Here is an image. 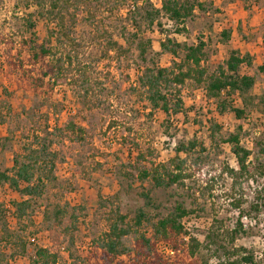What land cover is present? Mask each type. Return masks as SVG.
I'll return each instance as SVG.
<instances>
[{
	"label": "rangeland",
	"instance_id": "374dc122",
	"mask_svg": "<svg viewBox=\"0 0 264 264\" xmlns=\"http://www.w3.org/2000/svg\"><path fill=\"white\" fill-rule=\"evenodd\" d=\"M68 1L62 15L57 11L55 21H38L35 31L39 44L52 43L46 64L66 68V81L55 85L57 72L44 77V64L31 63L23 45L29 34L21 13L12 18L14 0H0L4 27L0 34V171L13 170L15 155L25 162L32 144L37 148L52 142L50 150L58 156L52 171L49 165L40 168L36 176L43 178L45 191L22 208V218L15 204L28 198L8 185L0 187V264H33L39 248L57 255L58 264H109L107 235L120 217L126 218L120 226L131 233L122 239V254L112 264H132L136 239L144 236L155 246V225L178 205L194 214L182 222L199 247L192 256L184 242L181 254L172 261L163 259L165 263L227 264L225 251H237L239 261L253 256L252 264H264V210L258 215L249 211L257 195L264 199V177L233 189L226 172L235 168L231 146L210 139L214 124L222 127L221 138L237 133L242 124L241 144L251 150L264 125V75L259 71L264 55V0H200L208 5L212 1L214 8L188 20L186 33H177L165 18L160 20L163 33L157 28L144 33L155 53L167 36L188 45L203 40L209 74L232 52L250 56L252 66H243L241 74L252 76L256 83L248 97L252 109L242 122L230 111L220 116L204 88L182 90L184 106L179 115L153 111L139 88V78L152 63H142L136 45L125 41L135 33L142 14L135 11L129 17L135 0ZM138 1L147 8V3L155 9L162 6V0ZM223 30L232 33L229 43L221 41ZM155 63L168 68L171 58L163 56ZM234 101L243 107L241 97ZM71 121L82 135L63 131ZM180 142L196 143L193 151L182 155L189 179L170 188L139 179L138 172L152 164H168ZM145 193L152 207H146ZM238 199L240 209L234 207ZM141 209L147 219L136 227ZM57 211H63L59 218ZM243 217L247 219L242 222ZM239 221L244 233L232 242Z\"/></svg>",
	"mask_w": 264,
	"mask_h": 264
},
{
	"label": "trees",
	"instance_id": "16d2710c",
	"mask_svg": "<svg viewBox=\"0 0 264 264\" xmlns=\"http://www.w3.org/2000/svg\"><path fill=\"white\" fill-rule=\"evenodd\" d=\"M69 3L70 1L68 0H14L12 8V18L19 16V13H21L20 20L24 22L26 33L29 34V37L23 40V45L29 51L31 63L36 66L40 65L39 67L44 64V77H52L57 72L59 76L56 77L55 85L66 81L64 71L66 68L63 65L46 64V58L51 56L53 52L52 43L48 40L39 44L35 31L38 21L46 19L55 21V13L58 11L57 15H62L63 10L67 9ZM46 5L48 9H46ZM146 5H149V8L140 6L139 1L135 0L133 10H129V17L135 11L136 13L142 11V14L140 15V22H135V33H130L131 35L126 37L125 41L129 45H136V50L142 63L146 64L149 61L152 63V67L147 68L139 78V88L147 95L152 110L162 112L167 117L172 114L179 115L183 111L184 106L181 95L182 90L187 87L204 88L206 97L215 102L216 110L220 116H224L230 111L237 120L240 122L244 121L247 112L252 109L249 107L248 97L256 83L252 76L241 74L243 66H252V58L250 56H241L237 52H232L229 58L218 67L216 72L209 74L205 65L207 44L203 40L200 39L196 45H188L177 43L167 36L166 40L161 43V51L155 53L152 48V40L144 37L146 31H152L154 28H157L161 33L165 31L160 22L162 18L172 23L177 33H186L187 21L193 19L198 12L200 14H209L208 7H213L212 1L208 5L207 2H201L200 0H162L160 9H155L148 3ZM214 12L217 14L221 13L219 10ZM144 25L145 28L143 29ZM3 30L4 27L0 25V34H2ZM63 34L68 38L67 33L63 32ZM231 37L232 33L229 30H223L220 34L221 41L224 43H229ZM119 48L122 50L121 47ZM148 55H151L150 60ZM163 56L171 58L170 67L162 68L155 63V59L159 60ZM259 71L264 75V55ZM33 81L37 84V80ZM238 97L242 99V108L234 105V100ZM260 129L259 136L253 140V149L250 150L241 144V133L244 130V125H239L237 133L230 135L228 138H221L222 127L217 124H214L211 128L210 139L214 144L220 142L231 146L235 168L228 167L226 172L233 181V189H236L238 184L244 181L254 183L257 177H264V163L261 161L264 158V125ZM63 131L74 134L77 132L81 135L83 133L82 129L77 128L72 121L65 126ZM37 139L40 140V138ZM78 139L81 140L83 138L78 136ZM201 146L203 147L202 144ZM51 147L52 142L40 144L37 148H34V144H32L30 149L27 150L30 156L25 162H21L19 156L15 155L13 170L0 171V187L8 185L10 190L17 192L23 198H28L15 204L19 212V218L24 215L22 208H26L31 200L40 197L45 191L46 186L43 178L36 175L40 172L41 167H48L49 165L50 171L55 168L58 156L50 150ZM195 147V142H190L188 145L181 142L178 143L175 148V155L168 164H152L149 170L138 172L139 179H151L156 187L165 188L184 183L186 179L191 177V174L186 173L184 168L185 161L182 160V155L190 153ZM142 197L145 200L146 207L153 206L152 199L148 194H142ZM234 202L235 208L240 209L242 207L240 199ZM262 210H264V199L259 194L254 202L250 204L249 211L258 215ZM245 213L243 212L242 214ZM62 214L63 211L55 212L56 218L61 217ZM193 215L192 211H188L183 206L178 205L174 212L158 220L155 225L154 230L157 242L165 241L175 249L182 247L184 245V236L189 234L185 231L182 220ZM125 219V217H120L111 226L107 235L108 242L105 259L109 264L116 261L117 257L122 254V251L119 250L122 246V239L131 233L130 228L120 226V224L123 225L125 223ZM146 219V214L141 209L136 216V227H141ZM237 227L238 230L233 232L232 242L238 239L240 232L244 233L240 221ZM135 243L137 251L132 264H145L146 262L149 264H168L157 254L156 247L151 244L150 240L144 236L137 238ZM189 246L191 248L190 253L194 256L199 247L198 242L191 237ZM237 253V251L233 253L225 251L227 264L254 263L253 256H247L239 261L236 258ZM57 261V255L51 254L47 249L39 248L36 251L33 264H58Z\"/></svg>",
	"mask_w": 264,
	"mask_h": 264
},
{
	"label": "built area",
	"instance_id": "2783aa9c",
	"mask_svg": "<svg viewBox=\"0 0 264 264\" xmlns=\"http://www.w3.org/2000/svg\"><path fill=\"white\" fill-rule=\"evenodd\" d=\"M234 162V160H233ZM246 217L242 218V222L244 220H246ZM185 220V219H184ZM182 220V221H184ZM182 225L184 226V222H182ZM185 231H187L189 234L184 236V242L189 244L190 239H191V230L184 227ZM36 240L33 239L32 242H35ZM156 247V252L159 256H161L163 259L168 260V261H172L174 260L178 255L181 254V249H175L174 247L171 246V244L165 242V241H158L155 245ZM62 251H64V249H62Z\"/></svg>",
	"mask_w": 264,
	"mask_h": 264
}]
</instances>
